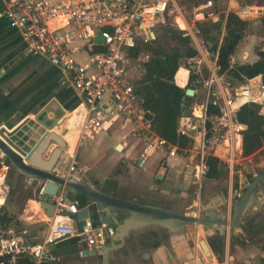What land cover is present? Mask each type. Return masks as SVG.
<instances>
[{
	"label": "built area",
	"instance_id": "1",
	"mask_svg": "<svg viewBox=\"0 0 264 264\" xmlns=\"http://www.w3.org/2000/svg\"><path fill=\"white\" fill-rule=\"evenodd\" d=\"M4 16L11 27L21 31L29 51L60 67L68 81L83 97L86 122L80 137L83 144L87 129L101 128L107 112L118 113L136 122L138 130H146L145 152L163 151L165 159L174 158L182 152L196 151L197 172L192 183L199 185L209 170L207 157L220 158L223 166L233 171L238 156L243 153V131L245 126L238 121L239 110L255 103L264 112V81L255 78L229 85L219 75L218 53L209 60L210 78L206 82V95L194 107L191 115L180 118L178 133L193 140L191 149L180 150L178 145L156 135L146 119L141 98L135 91V83L126 71V61L144 66L150 58L149 52H141L136 58L131 52L141 43L153 42L158 37V28L166 23V16L172 12V0H1ZM212 4L208 1L205 6ZM176 21L184 19L178 9ZM180 17V18H179ZM178 18V19H177ZM178 26L181 27L178 22ZM189 30L188 26L182 28ZM188 35L190 33H187ZM98 36L104 42L96 41ZM97 50V48H99ZM82 50L88 52L84 62H78L75 55ZM205 58L210 56L204 51ZM231 64H236L234 55ZM211 96H217L220 114L209 117L208 103ZM104 104V105H103ZM210 122V126H208ZM223 153L225 154L224 156ZM68 173L57 175L66 179H77L78 168L74 154ZM3 165L0 171V264H59L62 257L51 250L53 243L81 234L74 225L73 214L78 213V203L68 197L65 185L52 196L55 212L45 213L47 225L44 236L34 239L31 229L16 220H4L7 210L1 202L7 196L8 171ZM44 186L38 195H44ZM44 211V210H43ZM87 244L96 251L103 250L107 235L104 228H86Z\"/></svg>",
	"mask_w": 264,
	"mask_h": 264
},
{
	"label": "crops",
	"instance_id": "2",
	"mask_svg": "<svg viewBox=\"0 0 264 264\" xmlns=\"http://www.w3.org/2000/svg\"><path fill=\"white\" fill-rule=\"evenodd\" d=\"M2 6L3 3L0 0V12ZM222 6L223 8L214 14V20H218L220 13L227 15L229 11H234L241 18L255 24L264 18V0H227V3ZM183 18L185 26L189 27L185 16ZM254 40L252 35L247 39L245 34L234 54L236 63H239L237 59L240 53L243 58L247 57L243 62L253 63L258 59V52H254ZM201 47V51H208L203 45ZM85 58H88L86 50L75 55L78 62L83 63ZM132 63L134 64V61L128 58L126 71L135 83L137 79L132 78L131 70H129V65ZM189 77L188 70L187 76L180 80L176 78V82L181 87H186ZM260 79L263 80V76H257L254 80L259 81ZM180 81L182 84L179 83ZM195 94L198 96V90H195ZM54 101L56 103H53ZM48 106L57 111L59 115L57 119L59 126L51 131L59 134L67 143L56 167L59 174L66 175L68 173L70 157L74 154L78 165L75 172L76 178L96 189L126 201H135L143 205L176 212L180 210H178V206L182 207L190 198L194 204L198 192L188 189L189 186L193 185L194 187L195 185L192 183V177L185 171L188 162L180 156L165 159L166 153L163 151L145 152L147 131L138 130L136 122L128 117L108 111L101 128L87 129L89 136L85 135L83 144H80L81 133L86 122L83 97L68 81L60 67L53 65L45 58L34 56L29 51L21 31L12 28L8 20L0 15V127L12 129L29 120L16 135V141L21 146L31 145L42 135L43 131L35 117L42 111L46 116L53 117V113L46 112ZM57 106H60L64 112L59 111ZM194 107H197L195 112L199 114L198 105ZM262 113L264 114V112ZM119 144L122 145L121 149H118ZM55 147V144L51 146L45 158ZM258 151L253 154H260L261 151ZM224 155L223 153L222 156ZM259 157H261L260 160L253 162L252 166L256 170H261L258 172L260 174L264 172V155ZM230 172L233 173L234 169ZM16 175L17 178L18 176L22 179L25 178L26 188L31 189L30 192L34 198L29 196L24 200V211L15 213L12 211V205L5 209L17 223L30 228L34 239L38 240L44 234L40 236L34 232V229L32 230V227H29L30 225L45 224V211L38 201V185L34 184L31 177L19 171L16 172ZM220 178L210 179L218 180ZM12 182L10 177L8 183ZM217 189V193L211 194L208 202L221 197L223 201L215 210L225 207L230 211L233 206V197L231 196L233 187L225 185L219 186ZM9 192L6 197L1 199L5 205ZM189 192L191 196L188 199H183ZM68 197L77 203L78 199L69 193ZM253 204L254 210L260 211L264 216V198L251 201L250 207ZM74 225L78 230L76 221ZM224 231L225 237L228 236V228ZM200 233L201 227L194 229L190 225L184 229L169 230L160 224H149L131 230L125 235L123 245L108 253V264H197L198 255L201 256L204 264H207L204 260L205 256L202 255L198 246L193 247V240L191 241L192 236L195 241V237ZM79 235L59 242L54 252L62 257L64 264H103L101 256L94 257L92 255L95 250L88 244L86 245L88 255L82 254L83 249L80 250V248L83 247V243L78 239ZM219 235L221 237V233ZM233 235H235L234 232ZM238 237L244 240L245 231ZM223 241L225 245L223 252L227 253L230 242ZM207 242L212 252L210 256L218 261L217 252L222 253V248H220L222 242L210 240ZM242 242L240 241V243Z\"/></svg>",
	"mask_w": 264,
	"mask_h": 264
},
{
	"label": "trees",
	"instance_id": "3",
	"mask_svg": "<svg viewBox=\"0 0 264 264\" xmlns=\"http://www.w3.org/2000/svg\"><path fill=\"white\" fill-rule=\"evenodd\" d=\"M170 20L171 16L168 13L166 23L158 28L157 39L149 43H140L131 52V57L136 58L143 51L151 54L150 60L143 66L141 77L135 81V91L141 98L144 115L149 120L154 133L178 145L180 150H185L189 149L193 142L189 137L178 133L180 118L186 114L187 109H190L188 113H192L193 107L204 101L199 103L197 94L189 96L186 93L187 88L197 90L196 82L199 77L195 73L190 71L186 87L178 85L176 78L180 80L187 76L185 63L189 59L196 58L199 51L192 46V38L186 30L180 29ZM262 23L264 26V18ZM249 24L248 20L241 18L234 11H229L227 15L222 14L219 20L196 23L207 49L213 54L218 53L219 75L229 85L242 83L260 75L263 76L264 81V44L258 51V59L255 62L231 64V57L236 53ZM159 31H162L161 35ZM99 49L100 47L97 48ZM179 83L182 84L181 81ZM218 101L217 96L210 97L209 117L220 114ZM261 110L260 105L250 103L244 105L237 114L238 121L245 126L243 131L245 155L257 152L264 145V114ZM206 161L209 166L207 177L220 178L225 174L224 166L218 157L209 155ZM235 185L238 186V183ZM4 220L15 219L7 213ZM223 246L224 242L221 243L220 248Z\"/></svg>",
	"mask_w": 264,
	"mask_h": 264
},
{
	"label": "water",
	"instance_id": "4",
	"mask_svg": "<svg viewBox=\"0 0 264 264\" xmlns=\"http://www.w3.org/2000/svg\"><path fill=\"white\" fill-rule=\"evenodd\" d=\"M96 41L104 42V38L98 36ZM186 93L189 96H194L195 90L187 88ZM57 107L59 111L64 112L60 106ZM47 111L53 113L52 118L46 116L43 111L35 117L36 122L43 131L42 135L31 145L21 146L16 141V135L29 120L12 129L0 127V168L3 165H9L20 173L31 177L38 188L44 186V195H38V201L49 216H52L55 212L52 196L58 193L60 185L67 187L69 195L78 199L79 211L73 214V218L81 231L78 239L83 243V247L80 248V250L83 249V255H88L84 231L86 228L91 227L106 230V245L100 252L95 250L92 254L94 257L101 256L103 264H108V253L111 250L123 245L125 235L129 231L149 224H160L169 230L184 229L188 225L215 226L219 234L221 233V237H224L225 233L223 228L227 227L233 228L234 234L244 233L242 218L249 203L258 190L264 186V172L255 176L242 192L241 197L234 206L231 220L224 218L215 211L216 207L221 205L223 201L221 197L201 205L204 211L203 216L187 215L169 209L143 205L135 201H126L96 189L79 179L69 180L57 175L56 167L67 143L59 134L51 131L59 126L57 111L51 109L50 106L46 108ZM53 144L56 147L45 158ZM121 148L122 145L119 144L118 149ZM199 244L204 253L210 256L212 252L207 240L200 239ZM50 248L55 251L57 244L53 243ZM197 264H204L199 255L197 256Z\"/></svg>",
	"mask_w": 264,
	"mask_h": 264
},
{
	"label": "rangeland",
	"instance_id": "5",
	"mask_svg": "<svg viewBox=\"0 0 264 264\" xmlns=\"http://www.w3.org/2000/svg\"><path fill=\"white\" fill-rule=\"evenodd\" d=\"M208 1L210 0H172L170 4V8L172 10V12H170V21L172 22V24H175L177 26L179 22L181 27H185V23L182 19H179L178 22L176 21V17L179 14L177 10L179 9L188 21L190 31L188 30L186 31V33L191 32L190 36L192 38V46H194L199 51L198 56L194 59L187 60L185 63L187 66H184L187 69L189 68V73L190 71H192L199 77L198 81L196 82L198 90L197 101L199 103L205 100L207 86L206 82L210 78L208 63L213 53H211L207 49L203 38L200 36L197 30L196 23L198 21H214V14L217 13L220 8H223L222 5H225L227 3V0H212V4H210L209 6H205ZM222 14L223 13H220V17ZM261 21L256 24L250 22L245 33L247 39L251 35L254 37L255 53H257L264 44V26ZM159 33L161 35L162 31H159ZM201 45H203L210 52V56L208 58H205L204 52L201 51ZM246 58L247 57L243 58L242 54L240 53L237 62L243 63L244 59ZM129 66L132 78L139 79L142 75L143 67L140 66L137 62H135L134 64L132 63ZM188 111H190V109H187L186 115H191L192 113H188ZM259 151L261 152L257 155H254L255 153L252 155H245L244 152L240 154L238 156V163L234 167V172L231 173L228 167L224 166L225 174L218 180H213L208 178L207 176H204L202 178L200 186L194 185L193 187V190L196 193L198 192V196L196 195L195 199L197 200V198L199 197V200L194 201V208L188 207V205L193 203L192 198H190L188 200L189 204L185 203L182 207L178 206V210H180L177 212L193 216H203L204 211L202 210L201 205L208 203L211 194L217 193V187L227 185L228 187L230 186V188L233 187L231 193V196L233 197V206L230 211L228 210V208L226 210L225 207L219 209L217 208V210L215 211L218 214L222 215L224 218L231 220L233 217L234 206L235 204H237L239 197H241L242 195V192L248 187L251 180L256 176V174H259L258 172L261 171H259V169L256 170V168L252 166L253 162L255 163L256 161L260 160L261 157L259 156L264 155V145ZM192 154L196 155V151L187 153L182 152L178 155L180 157H183L188 162V166H186L185 171L189 173L190 177H194L197 172V157L192 156ZM10 177L14 179L13 182L9 184L10 190H8V192H10L8 194L7 204L4 207L12 205V211L15 213L21 210L24 211V200L29 196L34 198V195L30 192L31 189L26 188L27 182L25 181V178L22 179L20 176H18L17 178L16 171L13 167H11ZM236 183H238V186L235 185ZM237 190L239 191V193H235V191ZM260 198H264V186H262L258 190L253 200H259ZM173 206L176 207L177 205ZM224 211H226V213H223ZM36 218H38V216H36ZM23 223L26 224L25 222ZM190 226L194 229H198L199 227H201V233L199 234V236L195 237V241L194 237L192 236L191 241L193 240V247L198 246L202 255L205 256L203 257L207 264H264V216L260 211L257 212L256 210H254V204L251 207L250 205L247 207L246 212L242 218V226L245 231L244 240H241L237 234L233 235V228L227 227L229 231L228 236H224V238L222 239L230 242L229 252L227 251V253H224L222 251V253H219L217 259L218 261H215L213 256L206 255L202 250L200 244L198 243V240L200 239H206L212 242H224L223 240H221L217 228L215 226ZM29 227H32V230L34 229V232L41 236V234L45 233L47 225L36 224L34 226L30 225ZM227 228H223V230H227ZM240 241L243 242L240 243Z\"/></svg>",
	"mask_w": 264,
	"mask_h": 264
},
{
	"label": "flooded vegetation",
	"instance_id": "6",
	"mask_svg": "<svg viewBox=\"0 0 264 264\" xmlns=\"http://www.w3.org/2000/svg\"><path fill=\"white\" fill-rule=\"evenodd\" d=\"M2 168V167H1ZM15 169V168H14ZM15 171L17 172V170L15 169ZM10 174H11V167L9 168V171H8V176H10ZM14 178H12V180H13ZM188 189L191 191V190H193V185L192 186H189L188 187ZM194 191V190H193ZM191 196V194H190V192L188 193V195L186 196V198H183V199H188L189 197ZM188 204H189V202H187ZM188 207H190V208H194V204L192 203V204H190V205H188ZM189 209V208H188ZM224 236H225V233H224ZM221 238V240H224V239H222V238H224V237H220ZM225 246V245H224ZM224 246L222 247V251L224 250ZM219 253L220 252H217V255H219ZM59 264H64L63 263V259H62V261H61V263H59Z\"/></svg>",
	"mask_w": 264,
	"mask_h": 264
},
{
	"label": "bare ground",
	"instance_id": "7",
	"mask_svg": "<svg viewBox=\"0 0 264 264\" xmlns=\"http://www.w3.org/2000/svg\"><path fill=\"white\" fill-rule=\"evenodd\" d=\"M183 71H184V68H183ZM35 203V202H34ZM37 206H39L38 204H37Z\"/></svg>",
	"mask_w": 264,
	"mask_h": 264
}]
</instances>
